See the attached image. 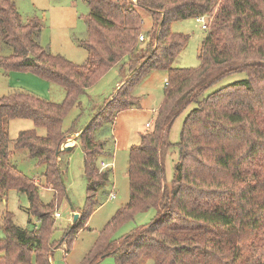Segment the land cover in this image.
I'll use <instances>...</instances> for the list:
<instances>
[{"label":"trees","instance_id":"trees-1","mask_svg":"<svg viewBox=\"0 0 264 264\" xmlns=\"http://www.w3.org/2000/svg\"><path fill=\"white\" fill-rule=\"evenodd\" d=\"M83 1L89 6L87 58L76 65L40 46L39 19L23 20L12 0H0V41L11 48L0 55V68L30 72L65 91L60 103L18 89L0 96V199L12 189L24 194L28 221L41 223L39 230L23 229L4 212L0 264H52L54 249L65 239L69 246L77 228L85 226L111 172L96 165L104 147L93 133L101 122L138 103L132 88L152 70L166 71L167 79L152 127L129 148L128 201L78 264H98L108 255L114 264H264V133L258 123L264 117V0ZM145 15L151 26L144 32ZM199 16L209 18L199 66L174 67L189 36L171 31L170 25ZM118 64L126 73L121 85L76 138L86 182L79 218L60 242L49 243L53 202L63 196V118L86 88ZM233 73L246 77L204 95ZM190 105L175 144L176 172L166 184L162 152L174 147L166 135ZM12 119L29 120L32 127L11 140L6 122ZM21 150L43 165L41 176L54 191L53 201L43 203L38 186L18 171L13 155ZM150 208L155 213L148 223L114 238L122 224Z\"/></svg>","mask_w":264,"mask_h":264},{"label":"rangeland","instance_id":"rangeland-1","mask_svg":"<svg viewBox=\"0 0 264 264\" xmlns=\"http://www.w3.org/2000/svg\"><path fill=\"white\" fill-rule=\"evenodd\" d=\"M23 20L37 18L42 22L38 36L40 46L54 55H60L73 64L82 65L87 58V50L83 46L87 40V15L89 6L83 0H12ZM207 25L209 18L207 16ZM151 26V18L145 15L143 29L147 31ZM173 32L189 36L186 47L174 62V67L195 68L199 66V48L206 36V30L196 18L173 21L170 25ZM144 35V33H142ZM145 37V36H144ZM11 48L0 41V55H7ZM120 65L109 68L90 87L81 93L76 103L69 109L62 121L64 142L60 148L71 146L61 158L63 196L58 202H53V223L48 235L49 243L60 242L69 226L77 223L78 210L85 202L86 182L83 174V150L80 140L76 139L79 131L95 117L107 99L115 95V90L121 85L125 70ZM245 73H233L210 86L204 95L234 81L244 79ZM167 79L164 70L148 72L133 88L132 95L138 97V103L117 112L111 120L101 122L93 133L95 142H102L104 151L97 156L96 165L101 169H110L109 182L98 191V203L90 214L84 227H78L69 246L67 240L54 249L52 264H78L83 255L92 247L98 233L114 213L124 206L129 198V183L127 176V159L129 148L139 141V133L146 129L145 124L152 127L153 118L161 101ZM120 83V85H119ZM18 89L37 95L51 102L60 103L65 97L63 87L54 82L43 80L30 72L5 71L0 68V96L9 90ZM193 107L186 108L170 126L166 140L174 144L172 148H165L162 152L165 183L170 184L175 175V166L179 162L178 150L175 144L179 141L180 130L185 114ZM264 133V117L258 120ZM32 127L26 119H12L6 122L8 136L13 140L18 131ZM38 134H44L42 128H37ZM13 163L18 171L30 178L39 188L40 199L43 203L53 201L54 191L45 183L41 174L44 167L36 159L30 158L24 151L14 152ZM110 193L113 196L110 197ZM61 195L60 193L58 194ZM27 198L15 190H9L0 199V239L3 238L1 219L4 212L12 215L15 225L23 229H41V223L26 213ZM77 210V211H76ZM58 212L59 217H54ZM155 210L137 212L133 219L122 224L114 234V238L132 231L135 227L144 225L153 217ZM76 221L73 224V217ZM52 253V252H51ZM98 264H114L112 255L104 257ZM146 264H152L151 261Z\"/></svg>","mask_w":264,"mask_h":264},{"label":"built area","instance_id":"built-area-1","mask_svg":"<svg viewBox=\"0 0 264 264\" xmlns=\"http://www.w3.org/2000/svg\"><path fill=\"white\" fill-rule=\"evenodd\" d=\"M196 19H197V21L201 24V28L204 29V30H206V28H207V20H206V17H205V16H199V17H197ZM142 39H143V38H142V36L140 35V36H139V40H142ZM149 124H150V123H146L145 126L148 127ZM112 196H113V193H110V197H112ZM59 216H60V214H59L58 212H56V213L54 214V217H59Z\"/></svg>","mask_w":264,"mask_h":264},{"label":"water","instance_id":"water-1","mask_svg":"<svg viewBox=\"0 0 264 264\" xmlns=\"http://www.w3.org/2000/svg\"><path fill=\"white\" fill-rule=\"evenodd\" d=\"M144 63V61L141 63V64H139L137 67H140L142 64ZM136 69V68H135ZM135 69H133L131 72H130V74H132L134 71H135ZM90 123V122H89ZM88 123V124H89ZM88 124L86 125V126H84L80 131H79V133L76 135V138L86 129V127L88 126ZM71 149V146H65V147H63V148H60V151H69ZM76 221V216H74L73 217V222H75Z\"/></svg>","mask_w":264,"mask_h":264},{"label":"crops","instance_id":"crops-1","mask_svg":"<svg viewBox=\"0 0 264 264\" xmlns=\"http://www.w3.org/2000/svg\"><path fill=\"white\" fill-rule=\"evenodd\" d=\"M122 80H123V79H122ZM121 82H122V81H121ZM121 82H120V83H121ZM120 83H119V85H120Z\"/></svg>","mask_w":264,"mask_h":264}]
</instances>
